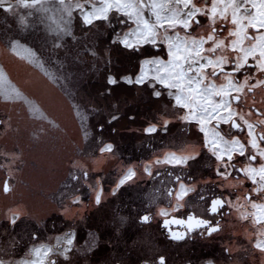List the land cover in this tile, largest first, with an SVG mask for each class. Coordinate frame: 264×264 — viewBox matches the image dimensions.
Segmentation results:
<instances>
[{
  "label": "rangeland",
  "instance_id": "374dc122",
  "mask_svg": "<svg viewBox=\"0 0 264 264\" xmlns=\"http://www.w3.org/2000/svg\"><path fill=\"white\" fill-rule=\"evenodd\" d=\"M196 16L212 20L215 27L232 25L231 31H238L237 48L256 50L254 58L264 66V0H0V112L8 125L0 126V264H139L140 258L166 255L167 246L159 227L139 223L141 216H153L156 221L184 218L188 211L207 216L214 176L230 174V154L212 150L216 138H210L207 126L214 128V120L201 126V119L197 121L192 110L176 98L175 85L150 78L151 62L163 61L161 54L149 52L157 44L166 45L170 57L171 47L183 50L181 54L177 50V57L184 56L185 65V58L199 56L202 45L192 36L199 26L191 25ZM171 26L176 29L168 32ZM249 26L260 30L250 44L244 31ZM116 43L132 49L144 46L147 57L141 60L136 76L122 77L119 82L109 77L108 84L119 87L114 96L121 94L122 84L155 87L153 99L163 94L159 88H166L161 110L171 111L167 100L172 99L174 106L186 108L187 122L200 125L198 132L179 137V127L151 126L146 129L141 160H132L118 136L102 131L117 117L101 116L106 103L96 100L111 95L108 87L100 90L98 83L105 68L117 66L115 56L109 55ZM204 60L197 64L210 63ZM17 61L28 64L32 77L43 75L54 95L70 105L80 130L77 147L33 99L41 91L36 77L25 85L29 96L11 79L21 73ZM183 68L174 69L177 77L186 75ZM194 69L200 71L197 66ZM186 83L182 88L187 93ZM188 91L191 97H200ZM44 92L43 100L48 102L51 91ZM139 93L138 88L136 97ZM51 107L56 115L67 116L65 123L70 124L69 113L57 111L63 105L53 102ZM112 107L121 111L117 103ZM249 140L244 143L248 145ZM162 148L171 151L164 153ZM248 157L247 153L244 160ZM94 160L101 162L100 170L92 166ZM178 173L183 179L177 183ZM90 200L94 210L85 213ZM19 207L32 220L29 230L27 226L18 230L20 214L13 209ZM60 216L67 223L49 228L48 221ZM175 249L183 252L181 246ZM169 257L173 262L174 256ZM216 259L208 255L197 264H214ZM217 261L235 264L227 258Z\"/></svg>",
  "mask_w": 264,
  "mask_h": 264
},
{
  "label": "flooded vegetation",
  "instance_id": "af4514ba",
  "mask_svg": "<svg viewBox=\"0 0 264 264\" xmlns=\"http://www.w3.org/2000/svg\"><path fill=\"white\" fill-rule=\"evenodd\" d=\"M250 9L252 8L246 10ZM204 19L202 16H196L191 21L192 28L199 26L192 36L198 37L197 42L202 45V51L198 54L199 56H190V59H186L188 65L185 66L187 69L185 73L186 75L192 74L197 66L200 70L205 69L204 75L206 76L211 74L207 70L214 67L216 68L215 77L220 78L219 81L229 78L236 87H241L243 84L249 85L245 93L250 97V103L247 104L242 99L236 104L241 106L242 110L247 109L248 114L252 117L251 120L250 118L247 120L246 128L243 127L242 135L247 133L251 138L250 127H254L257 139L256 141L249 140L247 146L251 149L256 146L264 149V67L260 70L258 77L262 84L254 86L257 79L251 72L257 69L254 61L246 62L244 67H240L243 59L241 53L244 52L228 47L227 33L231 31L232 25H229L230 28L227 24H219L220 27H215L212 26V20L206 22ZM172 27L167 29L168 32H173L176 29ZM177 27L180 28V26ZM244 31H246L245 41L250 44L255 39L254 34L260 30L259 28H249ZM155 49H161V45L157 44ZM250 51L255 55L256 50H248V52ZM205 57L210 60V63L198 65L199 60L205 61ZM200 83L202 86H208L206 78L200 80ZM216 96L221 106L219 110L221 119L215 120L214 128L225 145L233 144V133L227 134V129H238L240 126L235 121V116L225 109L229 100L226 92L220 90ZM231 99L234 104L238 95ZM251 158L258 160H251ZM261 159L253 154L252 157H248V160H227L230 164V174L224 175L217 172V175L214 176L215 182L211 185L213 192L209 194L208 199H202L208 201L207 216H197L194 211H188L184 218L172 216L157 221L153 216H141L139 223L146 221L148 225L159 227L167 246L165 247L166 255L140 258L139 264H155V262L176 264L185 260L197 264L208 255L219 257L214 260V264H218L217 260L223 263L224 258L235 264L238 260L243 261V264H264V152L261 154ZM94 165L92 163V166ZM168 170L170 169L168 168ZM74 179L77 180V175L74 176ZM175 179L178 183L180 179H183V176L178 173ZM187 179L194 181L193 178ZM84 185L87 186V181ZM169 190L172 194L173 186ZM239 202L242 205H239ZM241 212H244L245 216H242ZM196 232L200 234L198 237L194 235ZM178 246L182 247L183 252H177L175 247ZM168 255L174 256L173 262L170 257L168 258ZM54 262L56 263V261Z\"/></svg>",
  "mask_w": 264,
  "mask_h": 264
},
{
  "label": "trees",
  "instance_id": "16d2710c",
  "mask_svg": "<svg viewBox=\"0 0 264 264\" xmlns=\"http://www.w3.org/2000/svg\"><path fill=\"white\" fill-rule=\"evenodd\" d=\"M169 31V30H167ZM152 54H161V59L163 61H169L170 55L168 53V49L166 45H161V49L150 50ZM144 46H138L134 49L128 48L120 43H116L112 45L109 50V55L115 56L116 65L107 67L103 70L101 74V81L98 83L100 85V90H104L105 88H109L111 95L107 96H99L97 101L100 103H106L103 105V113L100 114L104 116L107 113H110L109 116H117L111 122L110 125H104L105 128L102 129L103 132L109 134L110 137H117L121 139V147H124L127 151L130 152L132 160H141L142 158V150H143V141L148 137L146 133V129L155 126L157 128H165V126H176L179 127V137L181 136H191L193 132H198L200 125L197 122L189 121L187 122L184 118L185 113L187 112L184 107H177L173 105V100H167L171 106V111H162L161 103L166 100V88H159V90L163 93L159 98H152L153 91L155 89L151 88L147 84H143L140 86H128L127 84H122L121 86V94H116L114 96V92L116 89H119L117 86H110L108 84V79L110 76L116 79V81H120L122 77L125 76H136L140 71V62L143 58L147 57ZM97 84L92 85L91 89L96 87ZM141 90L139 97H136L135 91L137 89ZM90 88L86 89L88 92H92ZM123 90V91H122ZM86 92V91H85ZM88 92H86L88 94ZM113 93V94H112ZM127 94V96H124ZM113 103H117L118 108L116 111H120V113L113 110ZM0 126L7 127V120L2 112H0ZM70 125H75L73 119L69 117ZM121 122V125L119 124ZM102 132V133H103ZM1 134V132H0ZM79 133L77 134V136ZM180 138H178L179 140ZM78 140V139H77ZM140 143V146L137 144ZM145 145V144H144ZM146 147V146H145ZM148 148L151 146L147 145ZM165 149V150H164ZM162 148L161 152L171 151V148ZM162 154V153H161ZM158 156V155H157ZM155 156V157H157ZM128 158H122L121 160H127ZM94 166H97V170H100L101 162L98 160H94ZM135 162V161H134ZM133 162V163H134ZM122 161L119 163L121 164ZM124 163V162H123ZM136 164V163H135ZM133 164V165H135ZM128 166H131L128 164ZM92 200V199H91ZM89 202V208H84L85 213H90L94 210V200ZM13 212L20 214L19 217V225L18 230L22 231L28 227L29 224H32V220L28 219L25 215V211L22 208H14ZM83 213V215L85 214ZM92 213V212H91ZM68 220H62L61 216L55 218L54 220L48 221L49 228L57 227L58 225H64ZM29 230V227L26 228ZM25 230V231H26ZM124 238V237H123ZM126 240L129 241V238L126 237ZM136 241V240H135ZM131 244V243H130ZM133 251V250H132Z\"/></svg>",
  "mask_w": 264,
  "mask_h": 264
},
{
  "label": "crops",
  "instance_id": "0c3cea01",
  "mask_svg": "<svg viewBox=\"0 0 264 264\" xmlns=\"http://www.w3.org/2000/svg\"><path fill=\"white\" fill-rule=\"evenodd\" d=\"M187 9H184V11H186ZM166 11V10H165ZM165 17H169V12L166 11L165 13ZM249 28H253L256 29V27L253 26H249ZM248 28V29H249ZM227 38H228V47L230 49H234L237 48V40L236 38H238V31H229L227 33ZM202 47V46H201ZM181 49V48H180ZM239 51H241V49L237 48ZM177 50L179 51V53L181 54V52L183 53V50H179L177 48H173L171 47L170 53H171V59L169 62H164V61H157V62H151V79H156L158 82L159 81H163L165 83L171 82L172 85H175L174 87L177 88L178 90H176L175 96L178 99V101L180 103H182L183 106H186L187 108H190L192 110V116L195 117L196 119H198L197 121H202L200 122V125H204L207 122H212L213 120L216 119V115H217V111L220 110L221 106L219 105V101L217 100V96L216 93L220 90H223L226 92L227 98H229L228 102L225 105V109L229 112H231L232 115L235 116V121H237L238 126H240L238 129L235 128H228L227 129V134L230 135L229 131L231 133H233V145L237 148H239L240 153L235 154V155H230L227 157L228 160H244L246 154L248 153L250 157H252V155L254 154L255 157H258L261 159V154L264 152V149H262V147H258V148H252L248 147L244 142H246V140H248V134L246 133L243 137V127L246 128L247 126V120L250 118L251 120V116L248 114L247 111H243L241 106L236 105L237 103L241 102V100H245L247 104L250 103V97H248V95H246L245 91L246 88L249 87V85L245 86L244 84L241 87H236L234 84H232L231 80L229 78H227L226 80H220V78L218 79L217 77H215L216 75L214 74V71L216 70V68L214 67H210L211 69L207 70V72H210V75H204V73H206L205 69L204 70H200V71H193L192 74L189 75H182L179 74L180 76L177 77L175 75L174 69L177 68H183L184 66H186L183 62H184V56L183 59L177 57ZM190 51V50H187ZM199 52L202 51V48L198 50ZM243 52V51H242ZM176 53V54H175ZM176 55V57H175ZM241 55H243V59H242V63L240 64V67H244L246 62L249 61H254L255 65H256V70L251 71L252 73H254L255 77L257 78L256 81L254 82V86H259L260 84H262L261 79L258 78L259 77V72L260 70L263 69V65L260 64V62H258L255 58L254 55L251 52H245L241 53ZM187 59V58H185ZM16 65H18L19 71L21 72L20 75H16V77H14V75L10 76L11 79L17 83V85L20 87V89L27 95L29 96V92L27 91L26 87L28 84H30V82H32L33 78L36 77V84H40L38 85L40 91V94L37 95V98H33L34 100L39 102V105L41 106V108L45 111V113L47 115H49L51 118H53L56 123H58V127L60 128V130L63 132V134L65 135V138L70 141V143H73V145L75 147H77L78 144V140H77V134L80 133V130L78 128V126L75 124L70 125L65 123V121H67V116L65 117H61L60 115H56L51 107V104L56 103V104H61L64 106L63 107H57V111L58 110H64V112L67 111V114L69 113V117H71V119H74V115L71 111V107L70 105L67 103V101L60 97V96H55L51 86H49L48 84H50L48 82V80L43 76V75H34L32 77L30 69H28V64H25L24 62H19L17 61ZM185 68V67H184ZM183 68V69H184ZM25 69L27 71H25ZM154 70V71H153ZM18 72V71H17ZM35 73V72H34ZM158 77V78H157ZM206 78L208 81V86H202V84L200 83V80ZM196 81V82H194ZM187 82V89L188 90H194L195 93H198V95L200 97L196 98V97H191L192 95L189 93V91L187 90V93L185 92V90L182 88V83ZM26 85V86H25ZM165 85H169V84H165ZM42 86V89H41ZM196 87V88H195ZM51 91L49 94L50 96L48 97L50 100H48V102H44L43 100V96L46 97V92L44 91ZM235 95H238V99L236 102H234L231 98H233ZM42 96V98H41ZM201 101V104H198L199 100ZM194 105V106H193ZM193 107V108H191ZM201 107V108H200ZM243 111V112H241ZM237 113H239V115H237ZM101 129V128H100ZM243 137V138H242ZM245 139V140H244ZM249 149V150H248ZM172 158V157H171ZM122 159V158H121ZM180 160V159H178ZM251 160H258L256 158H251ZM94 164V162H91V164Z\"/></svg>",
  "mask_w": 264,
  "mask_h": 264
},
{
  "label": "built area",
  "instance_id": "2783aa9c",
  "mask_svg": "<svg viewBox=\"0 0 264 264\" xmlns=\"http://www.w3.org/2000/svg\"><path fill=\"white\" fill-rule=\"evenodd\" d=\"M218 113H217V115H216V119L215 120H218V119H221V113L219 112V111H217ZM214 120V121H215ZM207 129H208V131L212 134V136H210V138L211 137H214V138H216L215 140H213V146H212V150L216 153V154H218V155H222V154H230V155H233V154H238V153H240V150H239V148H237V147H235L234 145V147L232 146V147H230V148H228L227 146L228 145H232V144H224L223 143V140L221 139V137H220V135L218 134H215L217 131L214 129V128H211L210 126H207ZM250 134H251V139L253 140V141H256V139H257V136H256V134H255V129H254V127H250Z\"/></svg>",
  "mask_w": 264,
  "mask_h": 264
}]
</instances>
